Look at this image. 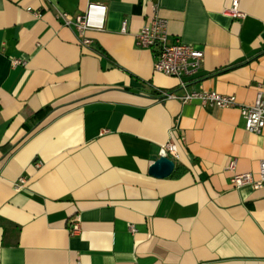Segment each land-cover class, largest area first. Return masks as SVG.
<instances>
[{
    "label": "crops",
    "instance_id": "crops-1",
    "mask_svg": "<svg viewBox=\"0 0 264 264\" xmlns=\"http://www.w3.org/2000/svg\"><path fill=\"white\" fill-rule=\"evenodd\" d=\"M231 1L0 0V264H264V190L233 188L227 170L235 160L258 179L264 130L246 132L236 108L161 100L179 82L134 41L157 6L169 43L203 52L188 89L250 106L264 88V0H240V21ZM89 3L106 12L84 48L55 13ZM169 141L173 172L152 177Z\"/></svg>",
    "mask_w": 264,
    "mask_h": 264
},
{
    "label": "built area",
    "instance_id": "built-area-1",
    "mask_svg": "<svg viewBox=\"0 0 264 264\" xmlns=\"http://www.w3.org/2000/svg\"><path fill=\"white\" fill-rule=\"evenodd\" d=\"M240 0H232L230 7L225 14L233 20H243L244 13L239 9ZM150 3L151 0H145ZM30 11V10H28ZM106 7L101 4L89 3L83 13L69 15L62 11L55 13V18L68 29H71L81 47L87 48L91 41L86 37L89 31H101L103 28V17ZM152 17L135 35V46L139 49L152 50L154 53L153 71L165 77L177 79L179 89L177 92H159L161 100H176L182 104L197 103L203 108L230 109L236 108L243 120L244 130L250 134L259 135L264 130V88L257 90L254 103L250 106H240L234 96L221 95L214 91L189 90V83L198 75L203 60V52L192 46L183 44L179 39L173 43L168 41V31L166 20L157 15V6L151 4ZM34 17L39 18L40 14L35 12ZM127 30V21L121 22V33ZM13 66L23 65L24 62L13 61ZM160 157H167L172 162L178 160L176 145L169 141L160 150ZM236 162L231 160L227 165V170L232 173L230 184L235 189L245 186L253 190H264V160L259 163L258 179L254 180L251 174H236ZM26 181L23 178L18 180L14 186L15 191L23 188ZM67 230L69 236H76L80 232V219L74 216L68 220Z\"/></svg>",
    "mask_w": 264,
    "mask_h": 264
},
{
    "label": "water",
    "instance_id": "water-1",
    "mask_svg": "<svg viewBox=\"0 0 264 264\" xmlns=\"http://www.w3.org/2000/svg\"><path fill=\"white\" fill-rule=\"evenodd\" d=\"M149 175L155 178L163 179L170 176L174 169V163L167 157H152Z\"/></svg>",
    "mask_w": 264,
    "mask_h": 264
},
{
    "label": "trees",
    "instance_id": "trees-1",
    "mask_svg": "<svg viewBox=\"0 0 264 264\" xmlns=\"http://www.w3.org/2000/svg\"><path fill=\"white\" fill-rule=\"evenodd\" d=\"M39 114H40V115H39ZM39 114H38V116H42V114H43V111H42V112H40Z\"/></svg>",
    "mask_w": 264,
    "mask_h": 264
}]
</instances>
